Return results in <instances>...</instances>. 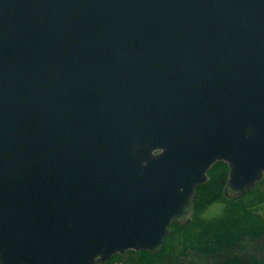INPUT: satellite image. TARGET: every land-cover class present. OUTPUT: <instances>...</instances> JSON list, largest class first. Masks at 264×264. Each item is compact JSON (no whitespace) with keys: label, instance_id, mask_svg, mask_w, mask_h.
Returning a JSON list of instances; mask_svg holds the SVG:
<instances>
[{"label":"water","instance_id":"water-1","mask_svg":"<svg viewBox=\"0 0 264 264\" xmlns=\"http://www.w3.org/2000/svg\"><path fill=\"white\" fill-rule=\"evenodd\" d=\"M219 161L264 178V0H0V264L155 255Z\"/></svg>","mask_w":264,"mask_h":264},{"label":"trees","instance_id":"trees-1","mask_svg":"<svg viewBox=\"0 0 264 264\" xmlns=\"http://www.w3.org/2000/svg\"><path fill=\"white\" fill-rule=\"evenodd\" d=\"M229 167L224 161L216 162L209 170V179L197 186L195 196V212L190 223L180 225L172 223V232L165 237L163 249L153 255L148 250L136 251L127 250L123 254L112 256L105 264H147L159 261L165 251L166 243L170 237L179 231L189 233L196 227H200L210 233L208 239L203 236L204 242L202 249L197 255L209 257L202 264H264V218L257 221H249L250 225L244 222L248 214L237 210L236 206L244 196L251 192H256L259 185L264 184V179L257 183V186L247 192L239 199L228 198L224 193V187L228 178ZM264 198H258V205L262 204ZM218 203H223L221 213L211 217H206L209 208ZM244 241L250 242L251 246L242 249ZM200 264V263H188Z\"/></svg>","mask_w":264,"mask_h":264},{"label":"rangeland","instance_id":"rangeland-1","mask_svg":"<svg viewBox=\"0 0 264 264\" xmlns=\"http://www.w3.org/2000/svg\"><path fill=\"white\" fill-rule=\"evenodd\" d=\"M258 198H264V184L259 185L256 192H251L244 196L236 206L237 210L244 214H248V211H251L252 209V212L248 214L251 216L244 219V222H246L247 225H250L248 223L250 220L255 222L264 218V201L262 204L258 205ZM223 207V203L214 204L209 208L208 213H206L205 216L211 217L219 214L223 210ZM206 235L209 236L210 233L200 227L190 230L189 233L185 230L177 232L168 239L165 251L159 257L162 259L153 264H188L193 262L202 264L205 260H208L209 257H200L197 253L202 249L204 242L203 236ZM208 236H206V239H208ZM247 246L250 248V242L244 241L242 249L245 250ZM152 262L153 261H150L147 264H152ZM117 263L123 264V262L120 261Z\"/></svg>","mask_w":264,"mask_h":264}]
</instances>
